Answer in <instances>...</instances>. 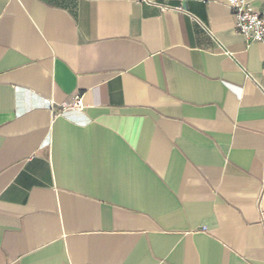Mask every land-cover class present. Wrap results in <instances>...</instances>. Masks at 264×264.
Returning a JSON list of instances; mask_svg holds the SVG:
<instances>
[{"label":"crops","instance_id":"1","mask_svg":"<svg viewBox=\"0 0 264 264\" xmlns=\"http://www.w3.org/2000/svg\"><path fill=\"white\" fill-rule=\"evenodd\" d=\"M0 264H264V38L227 0H0Z\"/></svg>","mask_w":264,"mask_h":264},{"label":"built area","instance_id":"2","mask_svg":"<svg viewBox=\"0 0 264 264\" xmlns=\"http://www.w3.org/2000/svg\"><path fill=\"white\" fill-rule=\"evenodd\" d=\"M227 6L234 19V29L249 41H261L264 38V14L258 12L252 0H227ZM81 100L74 96L65 102L63 108L80 109Z\"/></svg>","mask_w":264,"mask_h":264}]
</instances>
